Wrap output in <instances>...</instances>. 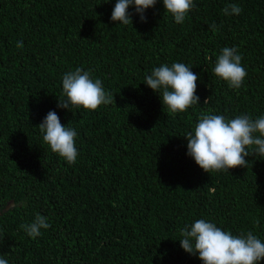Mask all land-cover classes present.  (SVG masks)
<instances>
[{
    "label": "trees",
    "instance_id": "obj_1",
    "mask_svg": "<svg viewBox=\"0 0 264 264\" xmlns=\"http://www.w3.org/2000/svg\"><path fill=\"white\" fill-rule=\"evenodd\" d=\"M116 2L0 0V256L9 264H203L179 241L197 219L264 241V157L206 173L184 137L202 113L264 116V0H194L182 24L158 0L147 22L130 7L132 25L111 20ZM228 4L242 13L225 15ZM224 47L243 57L239 89L213 73ZM177 62L199 77L200 104L168 115L144 77ZM78 67L112 104L57 106L63 75ZM52 110L78 133L74 164L43 141L38 125ZM37 213L51 227L33 239L20 225Z\"/></svg>",
    "mask_w": 264,
    "mask_h": 264
},
{
    "label": "clouds",
    "instance_id": "obj_2",
    "mask_svg": "<svg viewBox=\"0 0 264 264\" xmlns=\"http://www.w3.org/2000/svg\"><path fill=\"white\" fill-rule=\"evenodd\" d=\"M158 0H117L111 20L119 25L133 24L130 7L135 8L141 22H147L146 10L154 8ZM166 12L170 13L177 24H182L188 14L196 7L194 0H163ZM243 9L237 4L224 7L225 15H239ZM217 31V25H211ZM18 48L23 41H18ZM243 57L236 47H224L217 56L213 73L228 82L233 89H239L248 73L242 65ZM199 77L192 67L184 63L163 64L145 73V84L156 92L164 108L170 113L185 112L200 104L196 95ZM63 97L58 98V107L72 111L83 108L95 111L101 106L113 103L111 92L106 91L99 78H93L92 71L76 68L68 71L62 78ZM210 97L205 100L207 103ZM116 103V102H115ZM43 141L52 152L64 158L68 164H74L79 156L76 147L78 133L75 128L62 125L56 111L47 113L38 125ZM187 138V155L206 173L225 171L237 167H248L246 157L256 155L264 157V116L253 119L241 114L235 118H226L219 114L202 113L194 129L184 136ZM26 206V205H25ZM259 223V221H256ZM51 225L47 217L36 214L31 223L21 224L28 236L35 239ZM181 247L189 254H198L203 264H262L264 262V241L248 231L246 234H233L218 227L206 219H197L180 229ZM0 264H9L0 256Z\"/></svg>",
    "mask_w": 264,
    "mask_h": 264
}]
</instances>
